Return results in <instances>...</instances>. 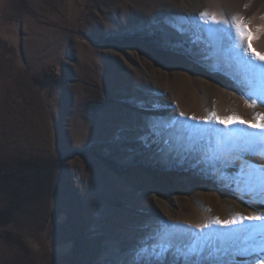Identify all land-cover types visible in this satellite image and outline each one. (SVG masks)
Listing matches in <instances>:
<instances>
[{"label": "rangeland", "instance_id": "obj_1", "mask_svg": "<svg viewBox=\"0 0 264 264\" xmlns=\"http://www.w3.org/2000/svg\"><path fill=\"white\" fill-rule=\"evenodd\" d=\"M202 12L264 26V0H0V264H264V220L212 223L264 216V133L210 115L260 122L264 80Z\"/></svg>", "mask_w": 264, "mask_h": 264}, {"label": "snow or ice", "instance_id": "obj_2", "mask_svg": "<svg viewBox=\"0 0 264 264\" xmlns=\"http://www.w3.org/2000/svg\"><path fill=\"white\" fill-rule=\"evenodd\" d=\"M202 18V19H201ZM264 19V17H262ZM198 25L202 26V31L207 33L218 32L222 35L223 39H225L229 47L233 52H235L238 56L243 58V61L247 64V71L252 74L259 73L262 80H264V53L257 51L253 42L259 39L261 34H264V26H258L254 30L251 29L248 24L244 21L243 17L234 16L229 21L227 18H221L217 16V14L212 13L211 15L207 12L200 13L199 17L196 18ZM180 33H183V28L178 30ZM248 61H252V63H248ZM264 100V96L261 97ZM249 107H255V102L248 104ZM261 106H264L262 104ZM211 120H214L217 124L224 125L225 128H228L230 125L239 124L244 125L247 128L258 129L262 133H264V114H260L256 116L254 119L260 122H249L241 119L238 116L232 115L228 117L221 118L217 116L214 112L210 114ZM188 119H195V117H188ZM205 123L209 122V118H205ZM260 140H264V136L259 138ZM256 144L255 138H249L246 135L242 138L241 142L237 147L239 148V152L236 156L233 157V161L241 160L243 161V155L241 153L249 152ZM261 158L264 159V154H261ZM244 164L248 165V162H244ZM250 167V165H248ZM261 180L262 189H264V167H257L255 170ZM249 177L253 175V172L248 173ZM264 220V216L261 215H253V216H236L233 219L221 221L219 218L213 220V224L220 226L221 228H229L232 225H236L240 223L243 225L244 221H262ZM190 227V226H189ZM209 224H204L203 228H209ZM197 231H201V229H197ZM238 232H248L250 231L247 227H241L237 230ZM190 235V234H185ZM161 238L166 241L160 246L161 253H166L170 250L174 244V240L180 238L178 233L168 232L167 230L162 231ZM141 251H144L142 248ZM187 259V257L185 258ZM158 264H165V261L160 260V257L157 256Z\"/></svg>", "mask_w": 264, "mask_h": 264}]
</instances>
